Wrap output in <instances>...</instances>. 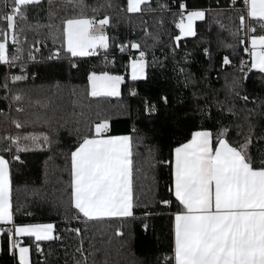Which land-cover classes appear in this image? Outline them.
<instances>
[{"label":"snow or ice","instance_id":"obj_1","mask_svg":"<svg viewBox=\"0 0 264 264\" xmlns=\"http://www.w3.org/2000/svg\"><path fill=\"white\" fill-rule=\"evenodd\" d=\"M237 2L231 0L230 8L236 9ZM44 3H47L49 22L32 27L46 28L53 43L59 40L61 45L48 59H66L71 68L79 69L82 58L107 53L112 46L128 54L123 73L87 70L86 93L92 98L119 97L126 79L133 82L146 79L149 67H164L168 60L177 63L174 71L183 77L184 87L195 85V74L187 70L191 53L181 54V41L197 36L198 21H206L214 11L217 15L222 11L190 6L188 0H120L119 3L97 0L91 5L86 0H61L59 4L56 0H0V65L13 68L24 60L21 44L28 41L20 22H27L30 7ZM239 3V27L231 34L243 45L247 59L241 58L236 66L239 75L233 74L231 79L225 76L223 99L217 95L209 102L205 96L203 105L197 103L192 111L201 124L171 150L170 158L157 160L149 150L137 166L133 145L134 140L139 144L142 138H138L135 128L127 134H112L111 114L97 113L94 118L85 116L83 111L79 114L87 127L82 131L81 120H77V127L69 132L75 136L74 146L65 154L69 179L64 219L69 225L73 222L83 225L65 229L76 242L70 254L72 264H90L89 258L94 255L91 241L87 243L92 250L85 248L84 235L90 223L116 222L119 226L114 235L121 237L124 225L137 220L147 233L148 221L156 215L167 216L170 224L171 254L165 264H264V126L254 119L264 117V98L257 101L243 88V81L253 70L264 74V0H239ZM131 14L142 17L139 34L117 42L109 35L113 20L117 24L127 22L132 19ZM57 17L59 24L55 23ZM166 22L174 26L175 32L164 41ZM216 22L224 27L220 21ZM39 44V40L33 42L28 60H35L32 49L38 50ZM220 46L233 47L223 42ZM165 47L167 53L163 52ZM157 48L162 52L161 57L155 56ZM202 53L212 60L210 46L203 47ZM104 63L105 66L108 63L107 56ZM111 63H116L114 56ZM231 66L230 56L223 55L221 70ZM211 70L206 68L201 79ZM23 79L26 76L11 75L12 82ZM0 87L7 97L8 83ZM131 94H136L134 89ZM193 97L197 101L201 98L196 92ZM11 98L17 102L23 99L20 94ZM161 99L165 104L168 102L167 96ZM16 111L23 112L24 108L17 107ZM155 111L154 105L145 104L146 113ZM34 116L36 121L51 124L45 115ZM208 121L212 127L204 126ZM11 123L18 130L23 127L19 120ZM52 143L50 132L0 135V237L6 236L8 253L16 264H33V249L46 261L42 243L62 239L55 232L54 223H17L15 216L20 206L14 207L13 201L11 162L23 163L19 153L47 148ZM158 166L169 170L168 197L157 198L153 193L150 201L142 202L136 194V180L154 178ZM149 192H153L151 187ZM32 194L43 199L39 189H34ZM138 209H141L139 216ZM24 238L32 243L25 244ZM65 255L69 253L66 251ZM91 264H96L95 260Z\"/></svg>","mask_w":264,"mask_h":264},{"label":"trees","instance_id":"obj_2","mask_svg":"<svg viewBox=\"0 0 264 264\" xmlns=\"http://www.w3.org/2000/svg\"><path fill=\"white\" fill-rule=\"evenodd\" d=\"M61 0H56L59 4ZM97 0H86L88 4H94ZM119 3L120 0H115ZM231 0H188L190 6L211 7L214 10H222L217 15L214 11L206 21L197 22V36L185 38L181 41V54L187 51L191 53V63L187 70L195 74V85L184 87L183 77L174 71L177 63L168 60L164 67L151 66L147 69V78L135 82L127 80L121 86L119 97L92 98L86 93V72L89 69L113 70L120 73L125 71L124 64L127 61V53H121L114 46L107 53L101 52L95 56L82 58L79 61V69L70 67L66 59H48L55 48H59L60 42L55 43L48 37L46 28L35 30L37 23L43 25L49 22L47 16V3L40 7H30L27 10V22H20L27 36V43L21 44L24 49V60L17 62L16 66L9 68L0 65V85L8 83V95L0 87V135L5 133L26 134L31 132H50L53 143L50 147L33 149L19 153L23 163L12 161L13 201L14 207L20 206L16 214L17 223H54L55 232L62 239L46 241L42 243L46 261H42L34 249L31 255L33 264H72L70 254L76 246L75 238L65 231L68 227H83L73 222L69 225L64 214L67 209L66 187L69 179L65 154L74 146L75 136L69 132L77 127V120H81V130H85L87 122L82 120L80 113L94 118L97 113L111 114L112 134H127L133 128L137 130L141 143L134 140V158L137 166L145 160L149 150L157 160L170 158L171 150L186 139L194 127L200 126L198 115L193 113L197 103L203 105L204 97L211 98L225 96V76L231 79L232 75H239L236 66L240 59H247L243 53V45L238 43L235 33L239 27L240 3L236 9L230 8ZM59 11V9H57ZM63 13H61L62 15ZM91 14V13H89ZM116 15L115 12L112 13ZM132 19L117 24L113 20V26L109 29V35L116 38L117 42L133 39L139 34L140 20L142 17L131 14ZM170 20V17L168 18ZM224 25L220 27L216 21ZM59 24V17L55 20ZM153 21L149 19V24ZM174 26L165 23L163 40L167 41L169 34H174ZM39 40L38 48L42 49L35 60H28L27 53L34 41ZM230 44L233 47H221L220 44ZM112 41L110 40V44ZM211 47L212 60H207L203 53V47ZM32 49V52H35ZM168 49H163L167 53ZM228 54L233 61V66L221 70L220 61L223 55ZM63 55V53H61ZM160 48L155 49V56L161 57ZM105 56L108 63L105 66ZM116 63L112 64V57ZM148 59L152 60V54ZM206 68L212 70L206 74L205 79L201 75ZM24 75L26 79L12 82L11 75ZM7 77V81H6ZM244 91L259 101L264 98V74L256 70L249 73L243 81ZM136 94L132 95L131 90ZM200 95V99L194 100L193 93ZM13 94L22 95L19 102L13 100ZM167 96L165 104L161 97ZM39 102V103H37ZM154 105L156 111L148 114L145 112V104ZM17 107H23V112H17ZM249 107H252L250 104ZM213 115L216 109L213 108ZM47 116L51 124L36 121L34 114ZM261 126H264V117H254ZM19 120L23 127L16 129L11 123ZM205 127H212L211 121L204 122ZM55 130V131H53ZM259 130V129H258ZM6 158H10L6 154ZM47 174V175H46ZM170 183L169 170L158 166L154 178L145 180L139 177L136 180L137 195L142 202L150 201L153 193L157 198H167V187ZM153 192H149V188ZM39 189L43 199L35 197L32 193ZM154 211L156 209H153ZM141 209L137 210V216ZM31 213L26 215L25 213ZM150 229L147 233L141 228L140 221L130 222L124 225V235H114L116 222L90 223L87 233L84 235L85 248H89L87 241H91L95 249L94 255L89 258L90 264L95 260L96 264H165L166 257L171 254L170 224L167 216L156 215L149 221ZM25 244L32 241L24 238ZM69 255L66 256L65 252ZM0 264H16L9 259H0Z\"/></svg>","mask_w":264,"mask_h":264},{"label":"crops","instance_id":"obj_3","mask_svg":"<svg viewBox=\"0 0 264 264\" xmlns=\"http://www.w3.org/2000/svg\"><path fill=\"white\" fill-rule=\"evenodd\" d=\"M0 249H2V251H0V259H3V260L9 259L6 236L0 237ZM14 262H16V261H14Z\"/></svg>","mask_w":264,"mask_h":264},{"label":"built area","instance_id":"obj_4","mask_svg":"<svg viewBox=\"0 0 264 264\" xmlns=\"http://www.w3.org/2000/svg\"><path fill=\"white\" fill-rule=\"evenodd\" d=\"M42 52L41 48H38L35 52H33V55L36 56L37 54H40Z\"/></svg>","mask_w":264,"mask_h":264},{"label":"rangeland","instance_id":"obj_5","mask_svg":"<svg viewBox=\"0 0 264 264\" xmlns=\"http://www.w3.org/2000/svg\"><path fill=\"white\" fill-rule=\"evenodd\" d=\"M188 38H189V37H188ZM9 259H10L11 261H14L10 255H9ZM9 259H8V261H9Z\"/></svg>","mask_w":264,"mask_h":264}]
</instances>
